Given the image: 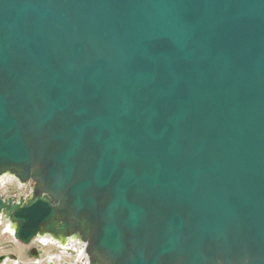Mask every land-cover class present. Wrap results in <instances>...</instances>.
Segmentation results:
<instances>
[{
  "label": "water",
  "instance_id": "1",
  "mask_svg": "<svg viewBox=\"0 0 264 264\" xmlns=\"http://www.w3.org/2000/svg\"><path fill=\"white\" fill-rule=\"evenodd\" d=\"M5 175L21 244L264 264V0H0Z\"/></svg>",
  "mask_w": 264,
  "mask_h": 264
},
{
  "label": "bare ground",
  "instance_id": "2",
  "mask_svg": "<svg viewBox=\"0 0 264 264\" xmlns=\"http://www.w3.org/2000/svg\"><path fill=\"white\" fill-rule=\"evenodd\" d=\"M9 181H14L18 183V181H16L10 175H5L3 177H0V189H1V186H3L6 182H9ZM27 183L29 185L31 184L30 181ZM30 192L32 193V188L30 189ZM28 196L29 195H26L23 199H18L16 201L14 200L13 201L15 203L19 202L20 200H22L23 202H26ZM2 197L5 198L4 196ZM4 219L5 218L0 215V225H2V229H4V231L7 232L12 237L14 233V226L10 225L8 220H4ZM10 244H12V246L14 247L15 252L19 254L20 261L17 258V260H14L12 262L5 261L4 264H8V263L23 264L25 259L21 261V254L19 250L22 251L23 249L25 250L28 248L35 249L36 252L38 251L40 253L39 257H35L33 264H46V263L47 264H67V262L69 264H89V259L86 254L87 243L82 242L79 238L75 236H71L66 239L60 238L57 240L53 239L51 235L38 236L34 238L33 240H31V242H29L26 245L19 243L13 238L11 239ZM22 246H25L26 248ZM5 249H6V246H3L2 250L0 249V255L7 253L4 251ZM51 249H57V253L56 254L50 253ZM67 251H69L70 254H68ZM71 255H74V258H71ZM68 260H72V263H70Z\"/></svg>",
  "mask_w": 264,
  "mask_h": 264
},
{
  "label": "rangeland",
  "instance_id": "3",
  "mask_svg": "<svg viewBox=\"0 0 264 264\" xmlns=\"http://www.w3.org/2000/svg\"><path fill=\"white\" fill-rule=\"evenodd\" d=\"M31 188L33 189L32 182L29 185L28 183H16L14 181H9V182H6L3 186H1L0 194L4 196L5 198H11L14 201L18 199H23L26 195H29L27 197V199H29L32 195V193L30 192ZM1 229H2V225H0V249L2 250L3 246H6V249L4 251L7 252L6 254L8 256L5 254V257H0V264H4L5 261L12 262L14 260H17V258L20 261L19 254L15 252L14 247L12 246V244H10L11 239H13V236L11 237L7 232L4 231V229L2 230ZM22 247L26 248L25 246H22ZM22 251L23 252L21 253V261L25 259L23 264H33L35 257H39V254H40L38 251L36 252V250H33L31 248H28L25 250L23 249ZM32 251H34L36 255L32 254L31 253ZM67 252L68 254H70L69 251ZM50 253L56 254L57 249H51ZM71 258H74V255H71ZM68 261L72 263V260H68ZM8 264H11V263H8ZM67 264L69 263L67 262Z\"/></svg>",
  "mask_w": 264,
  "mask_h": 264
},
{
  "label": "clouds",
  "instance_id": "4",
  "mask_svg": "<svg viewBox=\"0 0 264 264\" xmlns=\"http://www.w3.org/2000/svg\"><path fill=\"white\" fill-rule=\"evenodd\" d=\"M17 211H23V210H17ZM20 221V220H19ZM20 225H21V221H20ZM34 235V234H33ZM33 250H35V249H33Z\"/></svg>",
  "mask_w": 264,
  "mask_h": 264
},
{
  "label": "flooded vegetation",
  "instance_id": "5",
  "mask_svg": "<svg viewBox=\"0 0 264 264\" xmlns=\"http://www.w3.org/2000/svg\"><path fill=\"white\" fill-rule=\"evenodd\" d=\"M0 257H5V254L0 255Z\"/></svg>",
  "mask_w": 264,
  "mask_h": 264
},
{
  "label": "crops",
  "instance_id": "6",
  "mask_svg": "<svg viewBox=\"0 0 264 264\" xmlns=\"http://www.w3.org/2000/svg\"><path fill=\"white\" fill-rule=\"evenodd\" d=\"M19 252H20V254H21L23 251H20V250H19Z\"/></svg>",
  "mask_w": 264,
  "mask_h": 264
}]
</instances>
